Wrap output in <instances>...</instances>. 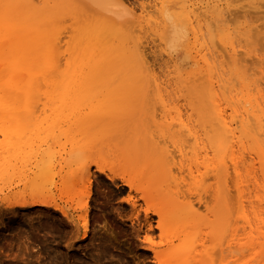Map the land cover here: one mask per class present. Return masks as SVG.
<instances>
[{"label":"rangeland","instance_id":"rangeland-1","mask_svg":"<svg viewBox=\"0 0 264 264\" xmlns=\"http://www.w3.org/2000/svg\"><path fill=\"white\" fill-rule=\"evenodd\" d=\"M19 1L24 4L23 6L27 5L25 7L22 6V10L30 6L33 7L32 10L35 8L37 10L43 0ZM49 1V8L51 4L53 5L52 2L57 1L58 10H56L58 15L51 21H48L47 18L45 23L41 25L38 21L39 14H33L34 11L31 12L32 14L27 19H24L26 22H23L22 19L25 16H22V14L24 11L15 8L21 4L20 2L17 4V0H0V115L8 119L5 123H0V197L4 190L8 191L5 189V185L19 181L17 187L21 189L25 187L28 190L24 194L25 197H28L30 192H34L39 199L48 201L50 206L56 205V208L50 206L32 209L12 208L9 209L10 211L1 209V211H8L4 213L0 211V264H156L153 251L167 255L168 252L166 250H169L167 241L160 236L155 228L156 217L150 213L148 214V222L149 224L151 223L150 227H152L151 230L154 233L150 231L149 244L143 242V233L142 229H140L144 221L142 203L139 202L142 208L137 210L136 217L131 220V207L127 203L131 196L128 189L120 185V181L117 178L109 180L106 177L107 173H99L90 165L88 168L91 178L88 181L89 184L78 176L79 162L83 163L86 161L81 160V156H83V159L89 157L87 158L88 162L90 159H98L101 164L106 165L107 161L103 156L100 157L95 152L99 145L101 146L98 143L100 141L105 142L102 144V148L105 149L102 150L104 154H102V151L99 154L104 156L106 154L107 158H112L111 160L109 159L108 163L111 164L109 166L115 169L126 166L125 157L140 152L151 145L152 140H150L148 134H156L158 128L148 122L146 125L152 127H149L148 130L146 125H132L130 121L137 119L139 114L140 117L148 116L151 111L154 112V109L156 111L158 107L157 111L154 112L156 115L155 119L158 123H161L159 121L161 118L159 104L153 91H150L151 94L148 92L149 97L147 96L144 100L136 102L139 105L138 107H135V105L129 107V102L132 98L121 97L117 101L118 103L116 102V105H118L116 111L119 115L116 116L114 113L113 117L96 119L81 126L76 117L77 108L75 107L77 106V101L75 95L72 92H68V86L62 89L59 82L62 77L65 79L74 68L73 60L78 40L93 31L92 34L100 35L97 38L100 40L106 39L115 46L121 43V37L125 34L129 37V41H132L131 44L134 45L135 42L140 44L139 50H142L145 61L143 63L147 66L145 69L148 68L147 70H149L147 73L149 72V76L157 78V83H164L160 86L165 89L162 94L167 109L173 111V108L179 107L178 110L179 113L181 112L182 120L186 121V119H189L195 125L196 114L190 109L192 103L188 102V100L195 102L194 104L198 100L197 97L200 101L204 100L205 94L203 93L205 92L203 90L207 83V77L204 74H206L208 67L212 68L214 80L218 84L222 83L219 84L221 86L217 85L219 90H216V93L220 96L218 98H220L221 107L225 108L230 101L237 112L241 113L247 107H249L247 109H250L253 104L255 106L256 104L261 105L264 100V0H210L212 2V4L208 5L210 9L218 1V3L221 2L220 9H226L227 11L222 12L226 18H223L225 20H223V24H219L221 17L219 19L216 16L217 13L214 14L215 11L213 9V12L210 10L209 19H204L208 23H214V25L209 24V26H206L209 32L206 31L207 29L204 26L207 22H202L205 28V30L203 28L204 31L202 30V32L206 33V37L203 34L206 40L202 38L204 41L200 40L199 43L205 42V46L209 47L207 56L211 61H208L207 58L208 66L199 60V44L196 45L191 33V29L195 26L192 24L196 23L192 20L189 23L190 21L187 19V24L184 21L186 24V26L184 24L185 28L183 26L185 38L173 48L168 47L172 56L168 55L166 48L168 45L166 46V44H168V38L172 31V29L170 31L169 26L176 20L170 19L169 13H165L166 10L163 13L160 9V4L162 3V6H166L173 0H113V2L108 0L112 2V5L117 3L114 8L118 9V14L121 18L125 17L127 22L125 23L124 19H122L123 23L121 24L126 25L129 22L124 27L118 24L121 19H118V21L114 19L117 21L116 23L113 22L103 27L100 24V27L97 26V23H100L98 21H101L102 17L100 16L101 18H99L97 23L95 22L97 20L95 18L96 13L88 9L89 5H91L88 1H84V4L80 1L82 5L75 2L77 4L74 5L75 3H73V6L71 5L72 2L68 3L70 0ZM108 1L107 3H109ZM178 1L185 4L188 14L192 13L191 10H193L196 15H199L206 6V0ZM12 2V6L15 3L17 5L10 7ZM86 2L88 5H85ZM154 4H157L155 8ZM195 7L201 10L195 12L197 10ZM119 9L121 10L119 11ZM243 10L248 13V17H246V13ZM141 11L144 12L141 13ZM24 13L27 14L26 12ZM100 14L105 15L106 13H100L99 11ZM162 14L166 18L169 15L168 19L170 22H167L168 19L166 18L165 21ZM19 15L23 18L21 17V19ZM239 15H243L246 19L240 18ZM14 17L18 21L19 18L22 21L20 20L17 23L16 19L13 20ZM217 18L219 19L218 22ZM52 21L57 22L50 24ZM162 21L167 22L168 26H165L166 23L162 24ZM178 22L176 24L182 21ZM24 23L25 25L23 26L22 24ZM249 25L253 29H251L252 33L250 32V34L248 32L250 30L248 28ZM164 29H167L170 33L165 31L163 34ZM245 29L248 31L244 32V36H251L247 40L242 34L241 38L243 37L242 39L245 40L244 43L238 36H240L239 31H244ZM221 30L222 32L225 30L227 33L224 34L225 31L222 33L224 39H220ZM234 32H238V35ZM231 33H234L240 39L241 45H243V48H240L241 45L239 46L238 40L232 36L237 41L232 44L234 45L233 47L241 49H234L236 51L235 54L237 51V54L242 51L240 55L237 56L236 54L235 58L230 55L231 42L228 38H230ZM54 35L59 39L57 46L51 45V42L49 43L50 46H47V42V44L43 43L42 45L46 38L53 39L52 36ZM163 35H165V38ZM42 37H45L44 40ZM225 38H227L226 40L228 41L226 42H229L230 45L225 42ZM165 39L167 40L165 41ZM234 39L232 42H234ZM222 40H224V43ZM227 44L228 47L226 46ZM236 44L239 48L235 46ZM51 46H54L52 50ZM130 46L128 47L132 48V45ZM124 47L128 48L126 45ZM211 49L210 55L209 50ZM214 55L217 59L213 58ZM40 58H42L40 60L41 63L38 62ZM55 60L57 61L56 64ZM42 61L44 62L42 63ZM239 61L241 67L237 65ZM37 62L40 63V66L36 65ZM235 62L238 63L234 64ZM53 63L55 65L54 72L59 77V80L55 79L56 82L53 83L54 88H49L52 87V81H50L51 84L47 82L50 80L49 78L45 80L47 86L44 81H39L44 80L46 77L38 79L40 85L37 86L35 77L37 74L42 76L40 74L41 71L38 69L51 71L49 68L53 66ZM232 66L237 69L234 68L231 72ZM238 70L239 72L236 73ZM224 75L225 78L223 77ZM222 79L225 82H222ZM51 80H54V78H51ZM250 82H252V86ZM253 83L258 86L256 89ZM224 84L225 88H223ZM247 85L250 86L247 87ZM46 87L48 88L46 89ZM231 88H234V90ZM64 89L66 90L65 92ZM252 89H255V91L253 92ZM168 90L174 95L171 96ZM116 92L119 91L117 90ZM127 92L129 93V90ZM250 94H254L253 97ZM150 95L152 96L151 98ZM247 96L251 97L250 100L252 99V101L249 100L245 104ZM148 98H150L151 103ZM259 101L260 103H258ZM237 108L240 109L238 110ZM257 111L255 112L260 115L259 111ZM229 113L230 111L227 110L228 116ZM126 116H128V122L122 120V117ZM191 116L193 117L191 118ZM237 125L234 126L236 127ZM143 135L144 137L142 138ZM244 144L246 149L243 151V155L246 156L249 153V148L248 143L245 142ZM81 145H83V148L81 150L82 153L79 152V155H81L79 156L76 152L80 150ZM246 158L244 157V161H246ZM249 158H247V161ZM143 161L140 160L138 163L128 167L133 170L138 169L142 166ZM253 163L256 182L260 184V176L259 172H257L258 166L256 161ZM43 171L44 174L42 175ZM246 179L243 177V180ZM250 184L248 180L243 183L244 187H248L249 190L251 189ZM2 189L3 191H1ZM84 224L87 226L85 237L82 236ZM261 241L259 240V242ZM245 242L246 240H243L242 244ZM173 245L175 248L177 242H174ZM168 256L163 264H199L190 261L189 255L186 258L184 255L179 256L177 254H171L170 258ZM206 263L210 264L208 261ZM215 264H218V261Z\"/></svg>","mask_w":264,"mask_h":264},{"label":"bare ground","instance_id":"bare-ground-1","mask_svg":"<svg viewBox=\"0 0 264 264\" xmlns=\"http://www.w3.org/2000/svg\"><path fill=\"white\" fill-rule=\"evenodd\" d=\"M18 1L19 0H17V2ZM23 1L25 2L26 0ZM80 1H82L83 4L84 1H88L92 5V7L91 5H89L90 7H88V9L91 12L96 13V23L99 18L102 17V19H100L101 21H98L100 23H97V26H99L100 24L101 27H103L104 25L106 26L113 22L116 23L118 19H121V22L118 21L119 25H122V19H124L125 23L127 22L125 20V17L121 18V16L118 14V9L114 8L117 3H115V5L113 3L112 5L113 0L112 2H109L108 0H70L68 1V3L72 2L71 5L73 6V3L75 2L80 4ZM107 1L109 3H107ZM211 1H204L206 3V6L199 15H196L193 10H191L192 13L188 14L185 4L182 2L180 3L178 0H173L166 6H162V3L160 4V9L162 10V12L165 10L168 11H165V13H169L170 19L173 18V20H176V22L182 21L180 23L178 22L179 24H176L175 21L171 20L174 22L169 26L170 31L172 29L171 35L169 34L170 32L167 29L163 30V34L166 31L169 32L168 34L170 35L169 38L166 35V37L169 39L168 44H166V46L168 45L166 47L167 50L168 47L173 48L181 40H183V38H185V30L183 29V26L185 23L187 24L188 20L190 21L189 23L193 21L196 24H192L195 25L194 27L191 25L193 27L191 29V33L196 45L199 44V60L208 66L207 58L208 61H211L207 56V49H209V47L207 48V46H205V42H203L204 44L199 42L200 40L204 41L202 40V38L206 40V33L204 34V32H202L204 26L206 28V26H209V24L214 25V23H208V21L205 20L208 25H206L207 23H205V25L203 26L202 22H205L204 19H209V12H211L212 9L215 11L214 14L217 13L216 16H218V18L221 17V19L219 18L221 20L219 22V19L217 18V22L219 24L222 23L226 18V16L223 14V11H225L226 9H220L221 2H215L216 4L211 6L210 9L208 5H210V3L212 4ZM19 2L21 4L17 5L19 4ZM19 2L17 4L15 3L17 7L14 6L15 4L12 6L13 2L11 3L10 7L19 8V10L21 9V11L27 13L25 14L23 12L22 14V16H25V18L19 15L20 18H23H21L23 22H26V20L24 21V19H27L33 11V14H39L38 21L41 23V25L45 23V20L47 18L48 21H51V19L58 15V8L56 6L57 1L52 2L53 5L51 4V7L49 8L50 1L43 0L40 3V6L37 7V10L36 8L32 10L33 7L30 5V10L28 7H26L27 9L23 8L22 10V6L24 4L21 1ZM77 3H75L74 5H76ZM85 5H88L87 2ZM156 6L157 4H154V8ZM195 9H197V7H195ZM120 10L121 9H119V11ZM198 10L200 11L201 9H197L195 10V12ZM99 11L100 13L105 12L107 16H105L106 14L99 15ZM243 11L244 13H246L245 10ZM143 12L144 11H141V13ZM19 14L21 13L19 12ZM247 14L248 13L245 14L246 17H248ZM162 15L164 20L166 21L169 15L167 16L165 14L167 18L164 17V14ZM243 15H239V17L244 19L245 17H243ZM20 18L19 21L15 17L13 18V20L16 19L18 23L21 20ZM114 19H116L117 21H115ZM48 21H46L47 24H49ZM56 22L52 21V23L50 24ZM167 22H170V20L168 19ZM167 22L162 21V24L166 23V26ZM22 25L24 26L25 23ZM126 25L122 26L124 27ZM248 28H250V25ZM206 29V31H208V28ZM247 29H245L244 31H239L240 36L238 37L240 39L244 37L248 40V37L250 38L251 35L248 37L244 36V32L249 30ZM251 29L252 28H250V30L248 31L249 34L250 32L252 33L253 29ZM224 31L225 30H223V32ZM223 32L221 30L219 34V36L221 35L220 39H224L222 37ZM92 33H88L83 38L78 40L75 50L76 54L73 60L74 68L73 70H71L68 76L65 77V79L62 77L59 82L62 89L68 86V92H72L75 95L77 101V106L75 107L77 108L76 117L79 125L84 126L86 122L101 118L113 117L114 113L116 116L119 115L116 111L118 106L116 105V102L121 97L132 98L130 99L129 107H132V105L138 107L139 105H137L136 102L138 100H144L145 97L147 98V96L149 97L148 92L151 94L150 91H153L157 103L159 104L158 106L161 114V118L159 119V121L161 123H158L155 119L156 115L154 112L157 111L158 107L156 108V111L155 109L154 112L151 111V114H148V116L140 117L139 114L140 118L138 117L137 119L130 121V124L132 125L141 126L148 124V122H151L155 127L158 128V131L156 134H148L147 131L149 130L150 125H146L148 129L146 132L150 140H152L150 143L151 145L142 150L141 148H139L141 150L140 152L133 153L132 155L125 157L127 164L126 166H124V168L115 169L114 167L109 166L111 164L108 162L112 158H107L108 156H106V154V157L102 155L104 154L102 150L105 149L102 148V144L105 143L104 141L98 142L101 144V146L99 145L97 151L95 152L100 157L103 156V158L107 161L106 165L101 164L98 159H90L89 162L87 160V158L89 157H85V159H83V156L79 155V152L82 153L81 150L83 148V145H81L80 150L77 151L76 154L78 153V155L81 156L80 159L83 161L86 160L88 163L86 161H84L85 163L79 162L80 164L78 176L86 181L85 183H88V181L91 179L88 168L90 166H93L97 172L102 174L107 173L106 177L109 180L112 178H117L120 181V185L128 189L129 195L131 196L129 197V199L127 198L128 200L126 199L127 203L131 207V220L136 217L138 213L137 210L139 208H142V203L144 207V221L142 224V228L140 229H142L143 233V242L149 244L150 231L153 232L151 230L152 227H150L151 223L149 224L148 222V214L150 213L156 217L157 220L155 228L158 230L160 236L167 241L169 249L166 250L168 252L167 255L153 251L154 257L156 259V264H163L166 257L169 255L168 257L170 258L171 254H177L179 256L184 255L185 258L189 255L190 261H194L199 264H207L206 261H208L210 264H215L216 261H218V264H264V100L261 98V100H263V102L261 101L262 104H256V106L255 104H253L254 107L250 104L252 107L250 109H247L249 108L247 107L241 113L237 112L230 101V104L229 102L228 105L226 104L227 107L225 106V108H222V105L220 104L221 102L219 100L220 98H218L220 96L216 93V90H219L217 85H219L221 82L218 84V82L214 80L212 68L208 67L206 70V74H204L207 77V83L205 84L206 87H204L205 89L203 90L205 92L203 93L205 94L204 100L200 101L197 97L198 100L196 104H194L195 102L188 100V102L192 103L190 109L196 114L194 125V123H192V121L189 119H186V121L182 120L183 118L180 114L181 112L179 113L178 110L179 107L173 108V111L167 109V105L162 94L165 89L160 86L164 83H157V78L151 77L148 74L149 72L147 73V71L149 70H147L148 68L145 69V67L147 66H145L146 64L144 65L143 63L145 62L143 59L144 55L142 54V50H139L140 44L138 42H135L134 40V45L131 44L132 41H129V37L123 34L120 40L121 43L119 45L113 46L112 42H109L106 39L100 40L99 38H97L100 37V35ZM234 33H231V36H229L228 34V36L230 37L228 39H230L231 45L229 42H226L228 40H226L227 38H225V42L230 45V55H232L233 58H235V55L238 53L237 51V53L235 54V50H241L240 48H243V45H241L240 42L245 41L242 39L239 42L240 39L235 36V34L238 35V32L235 34ZM131 34H133V32H131ZM203 34L205 35V37L203 36ZM224 34H227L226 31L224 32ZM242 34L243 37L241 38ZM232 36H234V38L238 40L239 46L241 45L242 47L240 46L239 48L237 44L235 46H237L239 49L233 47L234 45L232 44H234L236 40ZM52 37L53 39L46 38L45 41H41L42 45L43 43H48V46L51 42V45L57 46L59 43V35L58 37H56L55 35ZM163 37L165 38V35H163ZM231 37L232 41L234 39V42L231 41ZM44 38L42 37L43 40ZM166 40L167 39H165V41ZM222 41L224 43V40ZM208 43L207 45H209ZM246 43L248 42L246 41ZM228 44L226 45L227 47ZM125 45L126 47L132 45V48H125ZM54 46H51V50ZM210 46L212 47L211 44ZM124 49H127V51H125ZM212 49L209 50V53L210 51H212ZM169 50L167 51V53H169L168 55H170L171 53L169 52ZM241 52L239 51V54H237V56L240 55ZM215 55L213 58L217 59V57L215 58ZM214 59H212L213 62ZM40 60H42V58L38 60V62L41 63ZM38 62L36 63V65L40 66V63ZM43 62L44 61H42V63ZM54 62L55 64L57 63L56 60ZM214 63H216V61ZM237 63L235 62L234 64ZM237 65L241 67L240 61ZM54 66L55 65L53 63V66L49 68L51 71L41 68L38 69L39 71H41V73H39L42 76H40L39 74L36 75V77L40 76L38 78L35 77L37 86L40 85V82L38 83V79H43L46 77L47 79L45 78L44 80L39 81H44L46 86L47 82L50 83V81H52V87L49 88H54L53 83H55L56 80H59L58 75L54 72ZM232 67L233 69L230 70L231 72L232 70H234V68L237 69L235 66ZM238 72L239 70L236 71V73ZM219 76L221 77L220 74ZM223 77L225 78V75ZM48 78L50 80H48ZM51 78H54V80H56H51ZM45 80L48 81L45 82ZM221 81L225 82L223 81V79ZM251 83L252 82H250V84ZM256 83H253L255 84V89L258 87L256 86ZM45 84L43 85L44 88ZM248 86L250 85H247V87ZM47 88L48 87H46V89ZM223 88H225V84ZM231 89L234 90V88ZM255 89H252L253 92L255 91ZM117 90L119 92H116ZM128 90L129 93L127 92ZM65 91L66 90L64 89V92ZM168 92L170 91L168 90ZM170 94L171 96L174 95H172L171 92ZM235 94L236 93L234 91V95ZM250 95L253 97L254 94ZM151 97L152 96L150 95V98ZM150 98H148V100ZM250 98L249 96H247L245 104L249 102ZM250 101H252V99ZM258 103H260V101ZM257 109L260 115L255 112L257 111ZM227 110L230 111L229 116L227 115ZM192 117L193 116H191V118ZM7 120L8 119L4 118L3 115H0V123L3 124ZM122 120L128 122V116L122 117ZM234 125L237 126L235 127ZM237 134L239 135L237 136ZM143 137L144 135L142 136V138ZM245 142L248 143L249 148V153L246 154V156L243 155V151L246 149L244 144ZM101 151L102 154H99V152L101 153ZM248 155L250 156V158ZM77 156L76 158L79 157ZM244 157L249 158V160L247 161L246 158V161H244ZM140 160H144L140 168L135 170L129 169L130 167L128 166L136 164ZM254 161H256V164L258 166L257 172H259L260 184H257L256 182L255 168L253 163ZM241 171H243V175ZM43 174L44 171L42 175ZM243 177H245V179H248L243 180ZM247 180L251 183L249 185L251 186L250 190L248 187L245 188L243 185V183L245 181L247 182ZM17 185H19V181H16L12 184L10 183L9 185H5V189L8 191H3V189L1 190L3 191V194L0 197V206L6 207L5 209L8 210L12 208L32 209L35 207L41 208L50 206V203L48 201L39 199L34 192H30L28 197H25L24 194H26V192L28 191L27 188L24 187L23 189H21L18 188ZM132 193H134V196L131 195ZM50 207L56 208V205ZM2 208H0V211ZM5 211H1V213H4ZM86 227V224H84L82 233L83 237H85L87 234ZM253 235L255 236L253 237ZM243 240H246L244 244H242ZM259 240L262 241L259 242ZM174 242H177L175 248L173 245Z\"/></svg>","mask_w":264,"mask_h":264},{"label":"crops","instance_id":"crops-1","mask_svg":"<svg viewBox=\"0 0 264 264\" xmlns=\"http://www.w3.org/2000/svg\"><path fill=\"white\" fill-rule=\"evenodd\" d=\"M3 206H0V208H2ZM6 207H3L2 209H5Z\"/></svg>","mask_w":264,"mask_h":264}]
</instances>
